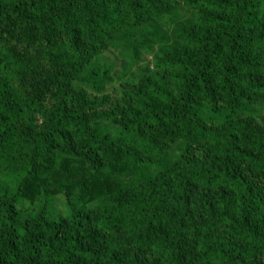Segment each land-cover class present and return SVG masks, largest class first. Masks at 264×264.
Returning a JSON list of instances; mask_svg holds the SVG:
<instances>
[{
  "label": "rangeland",
  "instance_id": "obj_1",
  "mask_svg": "<svg viewBox=\"0 0 264 264\" xmlns=\"http://www.w3.org/2000/svg\"><path fill=\"white\" fill-rule=\"evenodd\" d=\"M62 1L52 0V3ZM101 1L103 4L95 7L99 17L96 22L102 32L108 27L109 35L99 44L81 40L75 48L62 34L41 35L39 27L30 21L31 0H0V49L11 50L28 59L23 64V69L28 72L6 81L23 95L36 97L43 112L55 104L65 85L61 67L74 57L81 58L82 55L84 58L80 59L83 69L73 80L72 88L81 91L86 111L93 119L95 142L91 149L92 162L85 158L87 148L83 143L73 137L56 138L54 148L58 164L50 176L47 216L53 222L63 223L64 230L68 232L75 231L77 225L82 231L90 229L92 241V234L103 233L109 238L115 253L122 256L121 264H197L200 236L209 243L224 245L233 257L244 255V264H264V257L256 248L241 240L230 226L227 219L233 215L237 197L225 186L207 188L193 185L189 207L193 220H188V224L193 222L196 225L180 248L167 246L165 225L161 230L156 228L153 238L147 241L136 229L128 233L114 229L103 232L97 227L96 215L103 203L114 197L119 202L129 189L144 187L146 180L154 176L152 171L158 176L159 171L150 166L149 157L140 148L121 143L120 131L123 127H130L134 118L132 112L137 110L138 104L150 103L152 90L147 88L149 81L168 80L166 83H171L170 72L159 68L156 63L160 49L180 47L181 35H184L187 25L193 22L194 26L205 13L195 0ZM70 3V7L66 6L64 10L87 15L88 3L84 6L76 0ZM204 20L203 25L206 26ZM192 26L188 34L190 39L196 31V25L195 28ZM261 31L264 29L258 27L256 32ZM251 32L252 26H245L236 37L224 40V44L234 40L245 51L242 67L238 65L233 75L240 102L237 116L264 133V38L262 42L250 41L254 35ZM213 80L208 79L210 86L194 95L192 101L200 124L207 131L219 128L232 109L226 91H222ZM65 108L69 113L76 111L74 95L67 97ZM41 123L39 112L31 113L13 126L20 133L32 134ZM172 128L173 124H157L146 128L144 135L153 140H157V136L160 146L174 159L187 151L202 162L219 164L209 143L200 141L198 145L187 147L186 138L167 131ZM47 164V161L41 162L38 174L23 186L18 182L27 175L28 167L14 172H6L0 167V234L3 227L9 225L21 237L30 227L33 213L40 210L45 199ZM236 166L239 174L264 197V171L242 161H237ZM86 178H89V189L84 190L82 184ZM16 195L18 201L13 203ZM7 199L12 202L9 207ZM78 211L79 216L76 215ZM12 257L13 264H88L77 257L66 262L43 255L36 259L18 250Z\"/></svg>",
  "mask_w": 264,
  "mask_h": 264
},
{
  "label": "trees",
  "instance_id": "obj_2",
  "mask_svg": "<svg viewBox=\"0 0 264 264\" xmlns=\"http://www.w3.org/2000/svg\"><path fill=\"white\" fill-rule=\"evenodd\" d=\"M31 1L30 21L39 27L42 36L62 34L76 48L81 40L99 44L109 35V28L102 32L100 24L96 22L99 17L95 7L103 4L101 0H76L83 6L89 4L87 15L80 11L64 10L66 6L70 7L72 0L57 4H53L52 0ZM195 3L205 13L195 24L196 31L192 38L188 34L193 22L181 35L180 47H162L156 56L157 66L170 72L172 84L166 83L168 80L149 81L147 88L152 90L150 103L138 104L137 110L132 112L134 118L130 127H123L120 131L121 143L140 148L149 157L150 166L159 174L156 176L152 171L154 176L146 180L144 187L129 189L121 201L116 202L114 197L103 203L96 215L97 227L103 232L114 229L128 233L136 229L140 237L147 241L153 238L156 228L161 230V226L165 225L167 246L180 248L196 225L193 222L188 224V220H193L189 215L193 185L207 188L225 186L237 197L233 215L227 219L230 226L241 240L251 243L264 257V197L239 174L236 166L237 161H242L264 171V133L237 116L240 102L233 75L238 65L242 67L245 51L234 40L224 44V40L236 37L248 25L252 26L254 33L250 41L256 39L262 42L264 31H256L258 27L264 29V0H195ZM203 18L206 26L203 25ZM195 25L192 27L195 28ZM80 59H84L82 55L61 67L65 85L58 93L55 104L43 112L36 97L23 95L6 81L25 75L28 71L23 69V64L28 59L11 50L0 49V167L6 172L28 167L29 172L18 182L23 186L38 174L41 162H48L42 206L33 213L30 227L21 237L12 226L3 227L0 234V264H13L12 255L16 250L36 259L43 255L63 262L77 257L88 264H121L122 256L115 253L109 238L103 233L92 234V241L90 229L82 231L77 225L75 231L68 232L64 230L63 223L53 222L47 216L50 176L58 164L54 148L56 138L73 137L83 143L87 148L85 158L92 162L91 149L95 142L93 119L86 111L81 91L72 88L73 80L83 69ZM211 78L222 91H226L232 109L219 128L207 131L201 126L192 101L194 95L210 86L207 80ZM72 95L76 98V111L69 113L65 108L66 99ZM39 112L42 123L34 133H20L13 126V123L26 119L31 113ZM157 124H173V128L167 131L186 138L187 147L198 145L200 141L209 143L219 164L202 162L187 151L178 159L172 158L160 146L157 136L158 141L144 135L146 128ZM88 184L89 178H86L82 188L89 189ZM17 197L14 196L13 203L18 201ZM6 205H12L10 199L6 200ZM80 211L76 215L79 216ZM244 262V255L233 257L224 245L209 243L200 236L197 264Z\"/></svg>",
  "mask_w": 264,
  "mask_h": 264
}]
</instances>
